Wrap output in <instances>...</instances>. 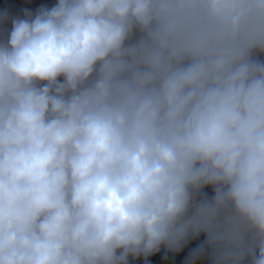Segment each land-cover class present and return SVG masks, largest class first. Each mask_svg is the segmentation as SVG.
<instances>
[{
  "label": "clouds",
  "instance_id": "1",
  "mask_svg": "<svg viewBox=\"0 0 264 264\" xmlns=\"http://www.w3.org/2000/svg\"><path fill=\"white\" fill-rule=\"evenodd\" d=\"M259 54L264 0H57L12 18L0 264H128L201 234L187 264L206 249L264 264Z\"/></svg>",
  "mask_w": 264,
  "mask_h": 264
},
{
  "label": "trees",
  "instance_id": "2",
  "mask_svg": "<svg viewBox=\"0 0 264 264\" xmlns=\"http://www.w3.org/2000/svg\"><path fill=\"white\" fill-rule=\"evenodd\" d=\"M57 0H0V14L7 13V20H0V42H5L8 33L11 31V19L15 17L23 18V11L25 9L35 13L40 7L51 8L56 4ZM257 59L264 61V54H259ZM203 194L207 197L213 195L211 187L203 190ZM205 236L203 234L196 238H191L177 251H170L163 245L159 251H156L149 256L145 257L139 255L136 257L129 256L128 264H187L190 254L204 243ZM195 264H210V259L207 254L198 258Z\"/></svg>",
  "mask_w": 264,
  "mask_h": 264
},
{
  "label": "rangeland",
  "instance_id": "3",
  "mask_svg": "<svg viewBox=\"0 0 264 264\" xmlns=\"http://www.w3.org/2000/svg\"><path fill=\"white\" fill-rule=\"evenodd\" d=\"M209 198H211V196Z\"/></svg>",
  "mask_w": 264,
  "mask_h": 264
}]
</instances>
